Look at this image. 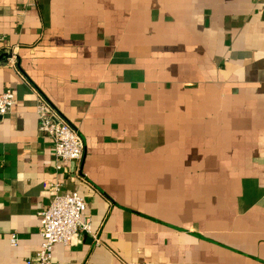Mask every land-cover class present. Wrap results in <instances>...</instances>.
<instances>
[{
	"label": "crops",
	"instance_id": "0c3cea01",
	"mask_svg": "<svg viewBox=\"0 0 264 264\" xmlns=\"http://www.w3.org/2000/svg\"><path fill=\"white\" fill-rule=\"evenodd\" d=\"M6 89L0 264L38 251L53 185L91 234L51 264H264V0H0ZM38 96L80 163L56 169Z\"/></svg>",
	"mask_w": 264,
	"mask_h": 264
},
{
	"label": "built area",
	"instance_id": "2783aa9c",
	"mask_svg": "<svg viewBox=\"0 0 264 264\" xmlns=\"http://www.w3.org/2000/svg\"><path fill=\"white\" fill-rule=\"evenodd\" d=\"M5 66L14 67L15 55L4 56ZM15 105L14 93L6 89L0 93V117L9 114ZM35 115L38 131L53 142V154L59 170L68 163H80L84 144L78 131L59 118L54 108L41 96L37 97ZM55 192L50 204L38 213L41 244L38 251L25 264H51L53 247L56 244L69 245L78 233L91 234L90 218L85 217V201L76 192L60 194L59 186H51ZM11 246H16V234L10 236Z\"/></svg>",
	"mask_w": 264,
	"mask_h": 264
}]
</instances>
